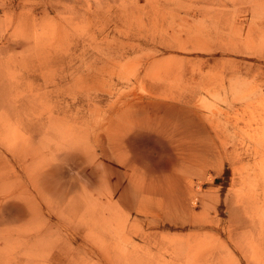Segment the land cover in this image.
<instances>
[{"label": "rangeland", "instance_id": "374dc122", "mask_svg": "<svg viewBox=\"0 0 264 264\" xmlns=\"http://www.w3.org/2000/svg\"><path fill=\"white\" fill-rule=\"evenodd\" d=\"M2 182L0 264H264V0H0Z\"/></svg>", "mask_w": 264, "mask_h": 264}, {"label": "bare ground", "instance_id": "6f19581e", "mask_svg": "<svg viewBox=\"0 0 264 264\" xmlns=\"http://www.w3.org/2000/svg\"><path fill=\"white\" fill-rule=\"evenodd\" d=\"M99 8V7H98ZM90 10V9H89ZM63 17H64V15H63ZM227 19H229V20H227V22H226V24H229V22H230V18L231 17H226ZM62 20V19H61ZM71 21V20H70ZM68 22V21H67ZM116 22V21H115ZM60 23L62 24V22L60 21ZM60 24V25H61ZM227 26V25H226ZM62 27V26H61ZM80 27V26H79ZM155 27V26H154ZM117 28V27H116ZM78 30V29H77ZM115 32V31H114ZM68 34V33H67ZM200 34V33H199ZM65 36V35H64ZM106 37V36H105ZM107 40V39H106ZM217 50V49H216ZM202 71V70H201ZM207 81V80H206ZM204 82H205V80H204ZM187 101H189V100H187ZM195 102V101H194ZM139 104V106L137 107V109H139V108H144L146 105H144V104H142V103H138ZM196 104V103H195ZM132 107V106H131ZM191 109V108H190ZM198 109V108H197ZM202 109V108H201ZM200 109V110H201ZM188 108L187 107H185V106H181V105H177L176 106V104H175V107L174 108H171L170 110L169 109H167L166 111H165V113L170 117V123H171V121L172 120H174V121H178L179 119H183L180 123L183 125L182 126V128L184 127V126H188V124L187 123H190L191 122V117H190V113L188 112ZM196 110V109H195ZM262 113V112H261ZM229 117V116H228ZM172 124V123H171ZM177 125V124H176ZM137 127V129H144V125H143V123H139V125L138 126H136ZM186 129H184V130H186L187 132H191L190 131V128L189 127H185ZM200 128V127H199ZM202 128V127H201ZM176 130L178 131V130H183V129H177L176 128ZM205 130V129H204ZM185 131V132H186ZM185 134V133H184ZM4 137V136H3ZM8 138H9V136H8ZM75 139V138H74ZM77 140H80V139H77ZM77 140H74V141H77ZM140 140L141 141H148L149 139L148 138H140ZM10 141V140H9ZM74 141H69V145L71 144V145H73V142ZM15 142V141H14ZM148 142H151V140H149ZM137 143V139L134 141V144H136ZM10 144H11V142H10ZM210 145V144H209ZM135 146V145H134ZM210 147H211V145H210ZM10 149H9V152H12L13 154H15V153H18L19 152V148L17 147V146H15V148H13V146H10L9 147ZM212 148V147H211ZM203 150H209V147H208V144L205 146V145H203ZM110 163V165L112 166L113 164H111V162H109ZM104 169H106V167L104 168ZM4 172H3V174L2 175H4V174H7V171L6 170H3ZM121 178H123V177H121ZM125 179V178H124ZM12 181H13V179H12ZM15 181L16 182H19V179L18 178H16L15 179ZM36 182H39L38 180L36 181ZM20 183V182H19ZM137 182H135V180H134V182L132 183L131 182V187L128 185V187H130V188H134V189H136V186L135 185H137L136 184ZM14 185H16V183H11V182H2V184H0V191L1 192H3V193H8L9 191H11V190H13L14 189ZM154 186L155 185H150V186H147L148 187V189L152 192V191H155V189H154ZM137 188H138V190H136V191H140V189H139V185L137 186ZM143 188H144V186H143ZM142 191V190H141ZM124 194H123V196H124V200H126V202L127 203H131V201H129L130 199H131V197H130V193H133V191L132 190H130L129 188H126L124 191ZM26 193V192H25ZM136 194V193H135ZM130 198V199H129ZM129 199V200H128ZM71 201H74V200H71ZM177 202H178V200H177ZM176 203V202H175ZM146 205V204H145ZM145 205H143V207L145 206Z\"/></svg>", "mask_w": 264, "mask_h": 264}]
</instances>
